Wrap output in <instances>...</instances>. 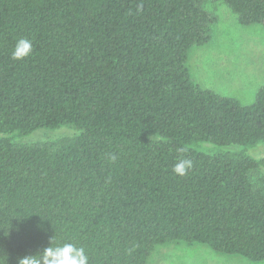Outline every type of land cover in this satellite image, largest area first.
Wrapping results in <instances>:
<instances>
[{"label":"trees","instance_id":"1","mask_svg":"<svg viewBox=\"0 0 264 264\" xmlns=\"http://www.w3.org/2000/svg\"><path fill=\"white\" fill-rule=\"evenodd\" d=\"M222 1L264 28V0ZM203 4L0 0V264L51 238L89 264H147L172 242L264 262V176L251 177L264 157L246 152L264 144V85L243 105L194 82L189 53L216 23ZM20 38L32 54L13 60ZM61 127L78 133L17 141Z\"/></svg>","mask_w":264,"mask_h":264},{"label":"rangeland","instance_id":"2","mask_svg":"<svg viewBox=\"0 0 264 264\" xmlns=\"http://www.w3.org/2000/svg\"><path fill=\"white\" fill-rule=\"evenodd\" d=\"M204 9L216 16L209 42L191 49L188 67L195 83L220 96L238 100L243 105L254 102L257 91L264 85V28L242 27L236 15L222 0H204ZM78 130L61 127L39 129L18 139L21 143L52 142L74 137ZM238 151V145L221 148ZM246 152L255 159L264 157V144L248 147ZM264 176V169L252 173V181ZM147 264H264L251 262L237 255L216 253L202 244L172 242L157 246Z\"/></svg>","mask_w":264,"mask_h":264},{"label":"clouds","instance_id":"3","mask_svg":"<svg viewBox=\"0 0 264 264\" xmlns=\"http://www.w3.org/2000/svg\"><path fill=\"white\" fill-rule=\"evenodd\" d=\"M33 42L29 38H20L16 41L12 52L13 60H22L32 54ZM151 137V136H150ZM178 155L172 165V171L179 177L186 176L194 166V161L185 155L183 148L178 149ZM108 159L115 162L116 156L109 154ZM17 264H89V256L83 246L73 243H52L34 255L18 258Z\"/></svg>","mask_w":264,"mask_h":264}]
</instances>
